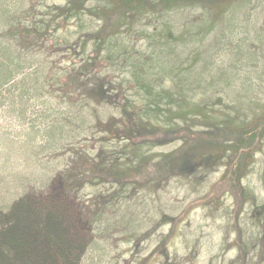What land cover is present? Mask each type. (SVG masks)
I'll return each instance as SVG.
<instances>
[{
  "label": "trees",
  "instance_id": "1",
  "mask_svg": "<svg viewBox=\"0 0 264 264\" xmlns=\"http://www.w3.org/2000/svg\"><path fill=\"white\" fill-rule=\"evenodd\" d=\"M59 1L0 0V146L18 143L11 170L0 165L12 197L1 193L0 177V264H79L83 249L69 238L71 248L55 254L44 228L28 229V200L35 211L49 207L66 217L42 194L56 178L73 199L82 184H109V204L163 175L237 163L247 123L225 101L251 102L245 98L255 89L233 85L231 72L240 62L264 73V0ZM51 53L61 57L50 60L53 68ZM217 53L231 57L219 78L210 69ZM254 101L257 118L264 102ZM215 105L226 110L214 112ZM263 135L264 127L248 139ZM171 141L180 144L151 153ZM25 183L31 191L21 189ZM104 209L95 210L99 221Z\"/></svg>",
  "mask_w": 264,
  "mask_h": 264
},
{
  "label": "rangeland",
  "instance_id": "2",
  "mask_svg": "<svg viewBox=\"0 0 264 264\" xmlns=\"http://www.w3.org/2000/svg\"><path fill=\"white\" fill-rule=\"evenodd\" d=\"M54 2L60 3L59 0ZM258 24L264 32V10ZM51 54L48 63L53 68L50 60L59 61L61 57ZM230 59V55L217 53L210 67L211 73L219 78L220 69L226 68ZM261 59L264 63V57ZM235 67L231 72L233 85L246 81L255 89L252 97L245 98L251 102L243 101L239 106L240 103L225 101L238 107L232 116L240 115L247 123L242 131L246 135L241 136V147L235 154L237 163L227 168L223 164H202L194 174L175 172V176L169 178L163 175L161 181L143 183L137 194L129 195L131 199L122 202L115 198L109 204L105 203L111 194L105 192L110 190L109 184H82L86 186H81L79 197L73 199L63 194L57 181L59 178H56L55 184L42 194L49 204L65 207L66 217L49 207L35 211L31 205L36 203L28 200V229L44 228V235L52 238L50 242L55 254L71 248L69 238L76 247L83 249L79 264H264V135L255 143L248 139L249 133L253 137L264 127V108L259 110L256 118L255 107L260 105L254 103L255 96L260 103L264 102V73L261 68L243 67L240 62L235 63ZM220 94L221 91L217 92L213 100L216 101ZM215 108L212 107L214 112L226 110L221 105H215ZM0 125H5L1 119ZM7 128L14 135L18 131L15 125ZM179 144L171 141L153 146L151 153L169 151ZM6 146H0V158L9 155L10 159L1 158L0 165L6 164L7 170H11L10 165L16 163L18 143L8 142ZM175 158L183 161L178 155ZM20 162L21 165L24 163L23 160ZM151 165L146 168L151 174H157L156 169L149 167ZM190 165L195 167L194 163ZM22 168L28 171L25 165ZM208 170L210 172L206 174ZM2 178L6 180L1 185V193L11 200V194H5L10 177ZM22 188L31 191L32 186L25 183ZM102 201L103 205L100 204ZM98 208H105L100 221L95 216ZM30 234L35 237L33 240L44 238Z\"/></svg>",
  "mask_w": 264,
  "mask_h": 264
}]
</instances>
